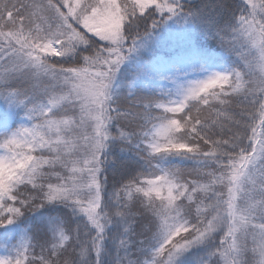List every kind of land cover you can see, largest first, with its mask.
<instances>
[{
  "label": "snow or ice",
  "instance_id": "snow-or-ice-1",
  "mask_svg": "<svg viewBox=\"0 0 264 264\" xmlns=\"http://www.w3.org/2000/svg\"><path fill=\"white\" fill-rule=\"evenodd\" d=\"M0 264H264V0H0Z\"/></svg>",
  "mask_w": 264,
  "mask_h": 264
}]
</instances>
